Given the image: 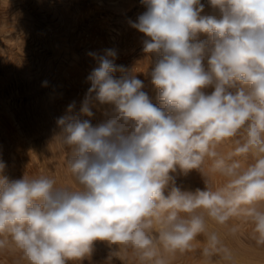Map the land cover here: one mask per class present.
<instances>
[{
	"label": "clouds",
	"instance_id": "1",
	"mask_svg": "<svg viewBox=\"0 0 264 264\" xmlns=\"http://www.w3.org/2000/svg\"><path fill=\"white\" fill-rule=\"evenodd\" d=\"M141 3L146 11L130 24L157 56L148 75L159 104L114 63L115 49L88 53L99 66L80 115L96 108L105 120H57L73 186L46 175L9 179L0 161V254H16L15 264L82 261L97 241L135 264H172L198 237L202 264H232L209 222L233 236L246 226L264 247V0H208L210 13L201 0ZM194 170L203 189L177 183Z\"/></svg>",
	"mask_w": 264,
	"mask_h": 264
},
{
	"label": "rangeland",
	"instance_id": "2",
	"mask_svg": "<svg viewBox=\"0 0 264 264\" xmlns=\"http://www.w3.org/2000/svg\"><path fill=\"white\" fill-rule=\"evenodd\" d=\"M201 3L206 12L208 0ZM145 11L141 0H0V161L6 165L4 175L12 180L46 175L57 186H73L66 167L69 153L56 139L57 120L80 115L90 87L87 77L99 66L89 52L100 56L106 49H115L114 63L133 71L144 82L143 91L159 104L148 75L157 56L143 51L146 37L130 24ZM72 102L76 106L69 113ZM92 111L93 117L80 118L93 126L105 120L101 110ZM205 179L219 183L212 175ZM177 183L190 190L205 187L204 178L195 170L178 176ZM209 228L219 232L231 249L232 264H264V247L256 246L250 228L242 226L235 236L227 226L209 222ZM198 240L195 251L178 253L172 264H202L203 237ZM114 251L115 246L97 241L89 257L68 264H135L130 253ZM17 259L14 253L0 254V264H15Z\"/></svg>",
	"mask_w": 264,
	"mask_h": 264
},
{
	"label": "bare ground",
	"instance_id": "3",
	"mask_svg": "<svg viewBox=\"0 0 264 264\" xmlns=\"http://www.w3.org/2000/svg\"><path fill=\"white\" fill-rule=\"evenodd\" d=\"M207 7H208V10L205 13H210L212 10H211L210 6H207Z\"/></svg>",
	"mask_w": 264,
	"mask_h": 264
}]
</instances>
